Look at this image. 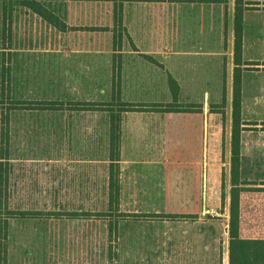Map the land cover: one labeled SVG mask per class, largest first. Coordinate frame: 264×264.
I'll use <instances>...</instances> for the list:
<instances>
[{"label":"rangeland","instance_id":"1","mask_svg":"<svg viewBox=\"0 0 264 264\" xmlns=\"http://www.w3.org/2000/svg\"><path fill=\"white\" fill-rule=\"evenodd\" d=\"M229 4L226 10L216 6L205 11L202 30L184 28L181 6L174 10L158 4L131 8L126 15L131 41L124 43L120 53L124 100L165 102V72H169L186 98L202 103L207 117L210 97L218 98L220 93L222 67L227 78L234 67L225 24L230 18ZM1 6L0 1V12ZM11 7L16 21L11 50L13 97L108 98L112 53L105 33L73 30L60 34L33 17L22 16L15 5ZM243 7L245 131L241 140L247 169L264 180V1L244 0ZM50 8L74 27L103 26L107 14L106 7L89 3L61 2ZM145 55L162 67L149 63ZM189 118L150 111L129 117L122 138L121 210L163 217L120 222L111 242L118 254L114 264H227L228 201L223 204L217 188L208 181L207 151L204 155L198 134L202 115ZM13 119L14 202L22 200L59 214H93L100 209L104 115L81 112L67 118L64 114L22 113ZM108 239L104 224L84 216L14 222L10 264H110Z\"/></svg>","mask_w":264,"mask_h":264},{"label":"trees","instance_id":"2","mask_svg":"<svg viewBox=\"0 0 264 264\" xmlns=\"http://www.w3.org/2000/svg\"><path fill=\"white\" fill-rule=\"evenodd\" d=\"M0 264H10L9 237L14 222L43 220L49 216H63L78 219L84 216L88 221L104 224L109 244L106 252L110 264L116 263L118 254L111 242L118 233V225L123 221H159L163 216L155 213L122 212V138L129 117L150 111L155 114L189 116L202 115V103L186 98L183 88L176 78L165 72L168 99L165 102H133L124 100L122 85V2L149 0H92L111 2L113 14L112 46L113 57L110 71L108 98L102 101L86 100H31L17 99L12 95V7L33 14L52 28L66 32L67 25L47 9L42 2L55 0H0ZM164 2L165 0H154ZM176 1V0H174ZM182 0H178L181 2ZM225 4L227 0H212ZM244 0H234L233 36L231 41L234 64L230 77H225L221 69V85L218 98L209 99L207 112L206 161L209 184L213 183L223 204L228 201V246L227 264H264V180L258 173L250 172L242 157V51H243V7ZM9 3V5H8ZM128 39V36H127ZM226 40L224 39V42ZM149 63L162 67L150 56H143ZM146 107V108H145ZM81 112L102 114L106 119V144L102 204L100 209L84 212H44L34 204L22 200L14 202L12 162V128L17 114H64L67 118ZM88 215V216H86ZM86 216V217H85ZM191 217V216H190ZM115 241V240H114ZM220 264V261H218Z\"/></svg>","mask_w":264,"mask_h":264},{"label":"crops","instance_id":"3","mask_svg":"<svg viewBox=\"0 0 264 264\" xmlns=\"http://www.w3.org/2000/svg\"><path fill=\"white\" fill-rule=\"evenodd\" d=\"M229 1L231 0H227V2L225 4H221V3H214L212 0H182L181 2H178V0L174 1V0H165L164 2H156L154 0H149V1H134V2H122L123 4V8H122V22H121V31H122V48H120V53L122 52L123 48H124V43L125 42H130V35L128 33V26H127V19H126V15L127 13L130 11V9H142L145 8L146 6H150V5H164L165 7H169L171 9L178 8V6L182 7V11H183V16H182V24L184 26V28H188V29H196L199 30L204 27L203 25V20H202V15L205 11L207 10H211L214 7L218 6V7H222L224 10H226V8L228 7ZM264 0H247V2H262ZM61 2H75V3H80V4H98L101 6H104L107 8L106 10V18L104 20V23L102 24L103 26H92L90 28H87V26H70L68 25L67 22H65V20L62 19V17L58 14V12L52 10L50 8V6L52 5H56L59 4ZM42 4L49 9L53 14H55L61 21H63L66 25H67V31L66 32H60L54 28H52L51 26L45 24L41 19H39L37 16L33 15V14H28L26 13L24 10L17 8L18 10L22 11V16H30L35 18L36 20L42 22L44 25L49 26L50 28L54 29L57 33L60 34H67L70 33L73 30H78V31H82V32H102L105 33V35L110 39V50L112 53V57L114 54L113 51V46H112V33H111V29L113 27V14H112V8H111V2L109 1H92V0H55V1H44L42 2ZM228 9V8H227ZM174 10V9H173ZM233 10H234V0H232V3L229 4V14H230V18H228L227 22H225L226 27H227V33L228 34V38H230V43L232 41V36H233V30H232V26H233ZM15 12V11H13ZM16 16V15H15ZM12 17H13V13H12ZM15 17H13V25H12V37H13V29H14V25H15ZM219 19V27H220V31H223L222 29V21L220 18ZM250 15L248 14L247 11V15H246V27L247 29L250 28ZM186 21L189 22V24H186ZM209 21V20H207ZM262 29L264 30V17H262ZM243 23H244V13H243ZM243 25V24H242ZM252 28V25H251ZM243 31V30H242ZM128 36V39H127ZM13 41V40H12ZM12 45L10 47V51L12 50ZM12 53V52H11ZM12 63V71H13V62ZM111 63H112V58H111ZM122 70H123V66H122ZM173 76V75H172ZM174 77V76H173ZM175 78V77H174ZM178 81V80H177ZM203 112V110H202ZM186 114H182L179 116H184ZM188 115V114H187ZM175 116V115H174ZM178 116V115H176ZM188 117V116H187ZM194 117V116H193ZM193 117L190 116L189 119H192ZM200 117V116H197ZM200 121L198 120V123ZM207 118L205 117V115L202 113V119H201V124H198V127H200V131H198V134L201 133L202 135V146H203V153L205 155V148H206V132H207ZM245 143L242 141V148H241V152H242V157L244 159V162L246 163V159L247 158L245 156ZM206 158V157H204Z\"/></svg>","mask_w":264,"mask_h":264}]
</instances>
